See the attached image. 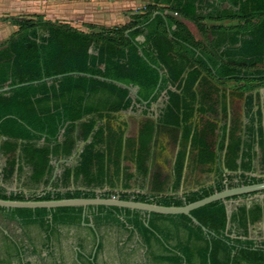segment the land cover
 <instances>
[{"label":"trees","instance_id":"16d2710c","mask_svg":"<svg viewBox=\"0 0 264 264\" xmlns=\"http://www.w3.org/2000/svg\"><path fill=\"white\" fill-rule=\"evenodd\" d=\"M190 1L183 4L178 0H153V3L132 15L126 25L100 29L87 26L86 31L66 23L52 22L41 15L10 18L17 26V31L0 47V90L10 88L0 92V136L26 142L43 140L46 145L54 144V153L66 156L72 152L79 137L82 141L90 138L80 155V172L90 169L92 165L101 166L103 157L93 150L103 141L108 143V148L113 145L116 158H119L125 144L128 149H133L129 157L131 160L135 157L145 163L152 143L153 123L146 121L143 125H136L131 120L129 129L122 136L119 132L105 128L94 129L96 122H78L91 114L103 116L124 111L132 107L133 101L139 105L146 103L147 106L165 91L168 99L163 114L181 113V123L184 125L182 139H190L192 145L199 146L201 161H212L218 123L208 116L199 132H191L187 122L196 111V99L191 89L196 82L199 87H205L197 112L206 115L216 113L212 104L206 103L210 101L209 93L215 91L216 84L232 82L235 86L239 85L234 90L244 94L264 87V0H218L219 5L228 2L231 8L220 9L218 5L203 15L193 0ZM160 4L166 7H160ZM167 10L195 22L204 42L196 41L179 20L166 14ZM153 14L155 16L152 18ZM202 21L220 24L207 28L201 25ZM225 21L231 24H221ZM139 36L144 37L143 42L138 41ZM160 77L159 88L154 94ZM25 83L30 84L18 86ZM180 84L183 87L179 94L168 88L177 85L175 87L179 89ZM184 94L189 96L190 103H184ZM251 103V97L248 96L245 104L247 113H251ZM225 110L223 105L221 112ZM79 127L81 133L77 136ZM237 145L239 141L234 140L230 149L232 154ZM48 153L46 147L27 151L29 159L39 170L37 176L47 166ZM183 160L184 152H180L175 166L177 174L182 169ZM262 181L264 178L216 183L183 197L140 194L117 196L122 200L178 207L221 191L226 185L234 187ZM113 196L109 192L98 195L78 190L29 195L23 192L7 194L0 190V200L12 201ZM236 198L239 197L232 199ZM86 209L93 210L91 215L96 224L120 221L121 217L125 223L133 224L145 238L149 234H160L164 239L163 230L156 221L168 220L175 227L186 230L191 240L207 244L200 264H264V244L258 246L253 241L231 239L226 235L224 201L191 211V216L198 224L182 214L152 213L147 218L145 213L117 207ZM0 210L9 213L11 220L22 225L47 226V231H51L55 225L79 222L82 218L88 221L82 207H0ZM175 262L182 264L183 260L181 258Z\"/></svg>","mask_w":264,"mask_h":264},{"label":"crops","instance_id":"0c3cea01","mask_svg":"<svg viewBox=\"0 0 264 264\" xmlns=\"http://www.w3.org/2000/svg\"><path fill=\"white\" fill-rule=\"evenodd\" d=\"M44 1L46 3H40ZM178 1L183 4L191 3L190 0ZM47 2L55 3L48 6ZM149 3H153V0H0V47L17 31V26L9 18L12 14L20 18L41 15L52 22L66 23L86 31L87 26L100 29L126 25L132 15ZM193 3L202 15L219 5L218 0H193ZM159 6L166 7L165 4ZM28 8L35 9L32 12L22 10ZM219 8L226 10L231 5L222 2ZM166 14L179 20L196 41L204 42L195 22L176 16L170 10ZM219 24L201 22L207 28ZM221 24L231 23L225 21ZM137 39L144 41L143 36ZM175 86L168 88L172 92L181 93L183 84L179 85V89ZM199 86L196 82L191 89L196 99V111L187 124L191 126L193 133L199 132L208 116L218 123L212 161H201L199 146L192 145L190 139H182L184 125L181 123V113L163 114L168 99L163 91L147 106L133 101L132 107L124 111L103 116L91 114L78 122H96L94 129L101 127L119 132L122 136L129 129L131 120L136 125H143L146 121L153 123V138L145 163L135 157L131 160L129 157L133 149H128L125 144L119 158H116L113 145L108 148V143L103 141L93 150L102 155L101 166L92 165L90 169L80 172V155L90 138L82 141L79 137L72 152L66 156L54 153V144L46 145L43 140L26 142L0 136V190L7 194L23 192L26 195L78 190L98 195L109 192L113 197L119 194L183 197L189 192L216 183L263 179L264 88L245 93L242 101L233 88L227 87L226 91H221V86L216 84L212 97L215 99L213 102H217L216 113L205 115L197 112L201 92L206 91L205 87ZM248 96L251 97L253 106L257 107V101L259 102L261 113H253V109L251 113H246V110L243 112L241 106L244 101L246 104ZM182 99L184 103H190L187 94L182 95ZM223 105L225 113L221 112ZM236 107L242 111H236ZM80 133L79 127L76 135L79 136ZM234 140L239 141V145L234 147L232 154L230 149ZM43 147L49 150L48 163L42 174L37 176L39 170L29 159L27 151ZM180 152H184V160L182 169L177 174L175 166ZM224 205L227 214L226 235L231 239L249 240L258 246L263 245L264 192L226 200ZM92 211L85 210L87 222L82 218L79 222L55 225L51 231H47V226L22 225L11 220L9 213L0 210V264H177L175 261L181 258L182 264L188 261L200 264V257L207 244L191 240L186 230L175 227L168 220L156 221L157 226L163 230L164 239L160 234H149L145 238L133 224L125 223L121 217L116 222L94 223ZM90 224L94 229L89 227Z\"/></svg>","mask_w":264,"mask_h":264},{"label":"water","instance_id":"95a60500","mask_svg":"<svg viewBox=\"0 0 264 264\" xmlns=\"http://www.w3.org/2000/svg\"><path fill=\"white\" fill-rule=\"evenodd\" d=\"M155 14L153 15V17ZM152 17V18H153ZM161 82V77L158 83V86L154 92H157ZM30 83L20 84L18 86L28 85ZM15 86V87H18ZM14 88V87H12ZM10 88L1 89L2 91H7ZM258 90V89H257ZM255 90V91H257ZM131 91V90H130ZM132 92V91H131ZM133 93V92H132ZM134 95V93H133ZM135 96V95H134ZM146 104V103H145ZM227 184V181L225 182ZM264 192V181L259 183H252L247 185H239L234 187H228L227 185L221 191L214 192L213 194L204 197L195 202L185 204L183 206H162L157 204H150L145 202L133 201V200H122L118 196L110 198H73V199H59V200H49V201H12V200H0V207L7 209L14 208H25V209H36V208H45V209H55L62 207H82L84 211L89 207H117L121 209H129L132 211H139L145 213L147 218L150 214H160V215H186L189 216L195 224H198L197 220L191 216L190 212L203 207L207 204L216 202V201H226L231 200L234 197L249 196L256 193ZM84 216V215H83ZM90 228L94 229L93 225H89ZM205 230V229H204ZM95 232V230H94ZM97 237V235H96Z\"/></svg>","mask_w":264,"mask_h":264},{"label":"rangeland","instance_id":"374dc122","mask_svg":"<svg viewBox=\"0 0 264 264\" xmlns=\"http://www.w3.org/2000/svg\"><path fill=\"white\" fill-rule=\"evenodd\" d=\"M51 1H54V0H51ZM40 3H46V1H44V2H40ZM47 3H49L48 4V6L50 5V4H53V3H55V2H47ZM24 6L25 5H23V8H24ZM40 8H42V7H39V9ZM35 9V8H34ZM33 8H28V9H22L23 11H26V12H32L33 10H34ZM38 9V8H37ZM12 17H16L14 14H12V16H9V18H12ZM6 18H8V16H6ZM221 86V91H226L227 90V87H231V88H233L234 89V87L236 88L237 86H239V85H236L235 86V84L234 83H227V84H225V85H220ZM216 88V87H215ZM237 89V88H236ZM215 94V91L214 92H210L209 93V96H210V101H207L206 103L208 104V102H210V104H212V107H213V109L215 110V109H217V106L215 105V104H217V102H213L215 99L214 98H212L213 97V95ZM237 97H238V99L239 100H244V93H240V92H238L237 91ZM243 107H245V101H244V104H243V106H241V108H243ZM239 110H241L242 111V109H239V107L237 108L236 107V111H239ZM222 113H225V112H223L222 111Z\"/></svg>","mask_w":264,"mask_h":264},{"label":"flooded vegetation","instance_id":"af4514ba","mask_svg":"<svg viewBox=\"0 0 264 264\" xmlns=\"http://www.w3.org/2000/svg\"><path fill=\"white\" fill-rule=\"evenodd\" d=\"M261 88H264V87H261ZM257 89V88H256ZM260 93V92H259ZM257 107L253 106V113H259L260 112V109H259V102L257 101V104H256ZM263 108H264V103H263ZM245 110H246V113H247V109H246V106L243 107V112L245 113ZM261 113V112H260Z\"/></svg>","mask_w":264,"mask_h":264}]
</instances>
